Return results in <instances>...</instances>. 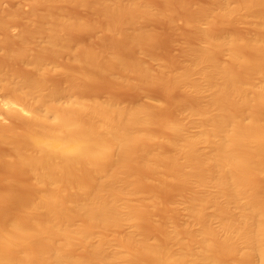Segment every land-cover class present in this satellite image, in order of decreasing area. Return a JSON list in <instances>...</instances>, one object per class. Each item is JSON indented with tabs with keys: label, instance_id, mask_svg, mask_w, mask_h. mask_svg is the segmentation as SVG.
<instances>
[{
	"label": "bare ground",
	"instance_id": "bare-ground-1",
	"mask_svg": "<svg viewBox=\"0 0 264 264\" xmlns=\"http://www.w3.org/2000/svg\"><path fill=\"white\" fill-rule=\"evenodd\" d=\"M0 264H264V0H0Z\"/></svg>",
	"mask_w": 264,
	"mask_h": 264
},
{
	"label": "rangeland",
	"instance_id": "rangeland-1",
	"mask_svg": "<svg viewBox=\"0 0 264 264\" xmlns=\"http://www.w3.org/2000/svg\"><path fill=\"white\" fill-rule=\"evenodd\" d=\"M201 1H205V0H201ZM206 1H208V0H206ZM8 3V1H4L3 2V4H7ZM23 7L24 8H26V6L25 5H23ZM148 23H150V22H147L146 24H147V26H154L152 23H150V24H148ZM155 26H157V27H159L160 28V25H156L155 24ZM13 31H17V27L16 26H13ZM177 41H179V40H176V42ZM162 42L163 43H161L160 44V49L162 50V51H167V49L168 50H171L172 49V51H175L176 50V45L175 44H173V45H169V43L164 39V40H162ZM168 43V44H167ZM165 44V45H164ZM163 45V46H162ZM165 46V47H164ZM171 47V48H170ZM166 48V49H165ZM107 93V90L105 89V90H102L101 92H99V95L100 96H103V95H105ZM151 95L153 96V97H160V95H159V93L158 92H152L151 93ZM121 98L123 99V100H132L133 99V95L131 94V93H129V92H125V93H123L122 95H121Z\"/></svg>",
	"mask_w": 264,
	"mask_h": 264
}]
</instances>
